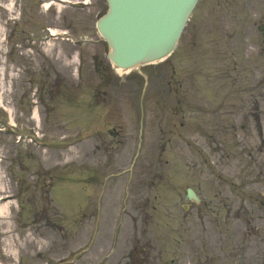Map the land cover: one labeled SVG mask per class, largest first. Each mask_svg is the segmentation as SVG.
Returning <instances> with one entry per match:
<instances>
[{
  "label": "rangeland",
  "instance_id": "obj_1",
  "mask_svg": "<svg viewBox=\"0 0 264 264\" xmlns=\"http://www.w3.org/2000/svg\"><path fill=\"white\" fill-rule=\"evenodd\" d=\"M87 2L33 1L26 25L24 0H0V118L46 147L0 138V264H245L264 219V0H200L167 61L125 74L96 29L105 0ZM45 26L75 45L26 41Z\"/></svg>",
  "mask_w": 264,
  "mask_h": 264
},
{
  "label": "water",
  "instance_id": "obj_2",
  "mask_svg": "<svg viewBox=\"0 0 264 264\" xmlns=\"http://www.w3.org/2000/svg\"><path fill=\"white\" fill-rule=\"evenodd\" d=\"M196 3L197 0H108L109 11L98 28L110 45V59L120 68L131 69L167 57L175 49Z\"/></svg>",
  "mask_w": 264,
  "mask_h": 264
},
{
  "label": "bare ground",
  "instance_id": "obj_3",
  "mask_svg": "<svg viewBox=\"0 0 264 264\" xmlns=\"http://www.w3.org/2000/svg\"><path fill=\"white\" fill-rule=\"evenodd\" d=\"M117 72L120 73V74H125V73H128L129 71H128V72H124L123 70L118 69ZM7 205H8V204L1 205V206H0V214H1V215H3V214L5 213L6 208H7Z\"/></svg>",
  "mask_w": 264,
  "mask_h": 264
}]
</instances>
